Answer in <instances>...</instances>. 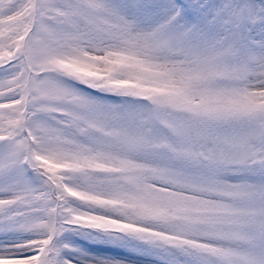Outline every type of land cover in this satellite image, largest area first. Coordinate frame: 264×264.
I'll return each instance as SVG.
<instances>
[{"label": "snow or ice", "instance_id": "1", "mask_svg": "<svg viewBox=\"0 0 264 264\" xmlns=\"http://www.w3.org/2000/svg\"><path fill=\"white\" fill-rule=\"evenodd\" d=\"M0 264H264V0H0Z\"/></svg>", "mask_w": 264, "mask_h": 264}]
</instances>
